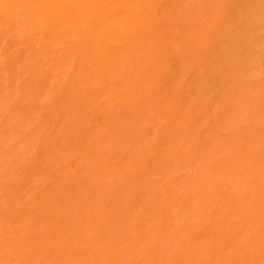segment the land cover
Segmentation results:
<instances>
[{
	"label": "bare ground",
	"instance_id": "6f19581e",
	"mask_svg": "<svg viewBox=\"0 0 264 264\" xmlns=\"http://www.w3.org/2000/svg\"><path fill=\"white\" fill-rule=\"evenodd\" d=\"M0 264H264V0H0Z\"/></svg>",
	"mask_w": 264,
	"mask_h": 264
}]
</instances>
